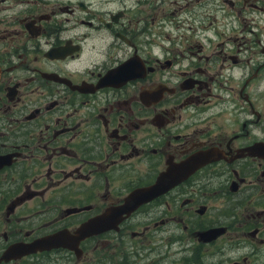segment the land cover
I'll return each mask as SVG.
<instances>
[{
  "label": "flooded vegetation",
  "instance_id": "obj_1",
  "mask_svg": "<svg viewBox=\"0 0 264 264\" xmlns=\"http://www.w3.org/2000/svg\"><path fill=\"white\" fill-rule=\"evenodd\" d=\"M0 264H264V0H0Z\"/></svg>",
  "mask_w": 264,
  "mask_h": 264
},
{
  "label": "water",
  "instance_id": "obj_2",
  "mask_svg": "<svg viewBox=\"0 0 264 264\" xmlns=\"http://www.w3.org/2000/svg\"><path fill=\"white\" fill-rule=\"evenodd\" d=\"M139 195H140V192H139ZM140 198H141V196H140ZM130 201H131V199H130ZM140 203H141V199L139 200V202L138 201L135 202V204H134L135 208L138 205H140ZM125 208L126 207H121V209L109 210L106 214L98 217L97 219L93 220L92 222H90L86 225H83L80 228V230L77 232V236L79 237V239H83L87 235L94 234V233H97V232H100V231L107 229L114 222L121 221L123 218L122 213L125 211ZM66 243H71V239L65 238V235H63V234L46 236L40 242V244L43 245L44 249L54 247V246H59V245H67ZM30 246H31V244H30Z\"/></svg>",
  "mask_w": 264,
  "mask_h": 264
}]
</instances>
